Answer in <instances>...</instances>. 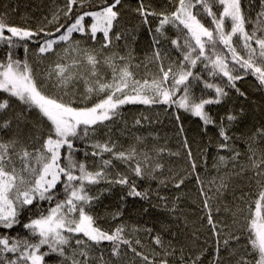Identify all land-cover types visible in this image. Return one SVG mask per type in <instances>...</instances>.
<instances>
[{
    "label": "snow or ice",
    "instance_id": "snow-or-ice-1",
    "mask_svg": "<svg viewBox=\"0 0 264 264\" xmlns=\"http://www.w3.org/2000/svg\"><path fill=\"white\" fill-rule=\"evenodd\" d=\"M126 7L125 0H63L35 27L0 15V132L10 133L0 136V264H264V124L238 135L245 109L233 102L248 99L238 86L248 77L264 92V0L255 16L243 0H165L159 7L138 0L132 28L122 23ZM141 28L151 43L135 62L134 49L121 54L115 42L135 40ZM13 101L19 110L9 115ZM127 105L171 109L179 148L149 147L138 135L127 146L114 141L109 133ZM212 106L224 115H213ZM181 112L200 122L198 135L208 141L198 151L206 159L216 149L217 172L232 165L209 186ZM148 119L142 113L134 125ZM165 153L185 158L187 168L166 166ZM226 176L255 181L258 191L253 197L241 188L236 197L233 190L239 204H223ZM193 177L201 197L195 249L163 220L131 233L125 222L101 226L96 206L116 187L126 190L121 201H146L145 214L156 209L176 219ZM105 215L115 221L123 211Z\"/></svg>",
    "mask_w": 264,
    "mask_h": 264
},
{
    "label": "trees",
    "instance_id": "trees-1",
    "mask_svg": "<svg viewBox=\"0 0 264 264\" xmlns=\"http://www.w3.org/2000/svg\"><path fill=\"white\" fill-rule=\"evenodd\" d=\"M145 4L151 3L154 7L163 6L165 0H144ZM245 5L249 3L252 4V15L255 16V12L259 11V0H243ZM128 5L124 9V14L122 17V23L127 28H132L138 23L137 16L132 9L138 6V0H125ZM58 6H63V0H0V15H6L10 22L14 24H24L30 26H37L44 20L45 16L51 18V13L56 10ZM91 43V42H90ZM118 47L116 50L120 51L121 54L125 53L129 48L134 49L137 61L144 59L145 53L149 51L151 37L147 30L141 28L136 33V39L133 40L131 35L127 37V42L125 40H120L115 42ZM127 44V46H126ZM98 47V45H97ZM3 55V51L0 50V56ZM48 64L45 61L40 65V69L43 70ZM101 71H109L107 68H101ZM143 71V70H141ZM238 86L241 87L243 91L247 93L248 99L243 98L235 99L234 104L237 108L243 106L245 109V117L241 125L236 129L237 134L241 132L254 131L256 127L264 124V92L258 91L255 88V81L252 77L246 78L244 81L238 82ZM19 109L16 107V103L13 101L12 111L9 115H14ZM213 115L217 117L224 115L225 109L222 106H212ZM124 115L122 119H117L115 124L112 125V130L109 133L114 141H118L119 144L127 146L131 142L134 135L147 137L148 146L153 145L165 147L171 151H176L179 148L178 137L176 135L177 122L174 117L171 116L172 110H169V114L166 115L162 107H148L143 105H127L122 109ZM147 116L148 120H142L141 125H134V121L141 118V114ZM159 113V115H157ZM181 122L183 123L186 135L188 136L190 142H192L194 155L197 156L198 173L205 181V185H208V181L213 178H217L225 173L230 174L233 169L231 163H229L227 168H221L219 172L213 167L214 160L213 156L216 153L214 147L208 148L207 158L198 151V147L207 144L208 137H201L199 133V121L197 118L191 117L186 113L181 112ZM108 129H103L100 133V139H106L104 132ZM10 133L0 132V136L5 139ZM223 154V153H221ZM183 155V153H182ZM82 158V157H81ZM166 162V166L172 167L175 171H182L187 168L185 158L171 157L167 153L163 157ZM244 159H241L240 163H245ZM251 175V173H249ZM228 179V177H225ZM216 183H219L217 179ZM229 183V193H227L223 199V204L229 205L230 207H235L239 204V201L234 199L232 194L235 191V196L241 195L240 189L243 188L245 191H251L254 197L258 191L255 181L251 183L247 178H240L236 176H231L228 179ZM213 190H215L216 185H210ZM99 187H104L100 185ZM141 189L148 187L145 182H140ZM153 187L155 183L153 182ZM207 190V187H206ZM126 190L122 191L119 187L112 190L111 193H105L99 204L96 206V211H98L102 217L100 223L104 228L114 227L117 223L125 222L128 225V232L131 233L132 226L140 227H159V221L163 220L170 223L172 231L178 233L177 239L181 243L189 244L190 247L195 249V245L191 244L194 239L193 233L200 228L199 216L200 212L198 205L200 203L201 197L198 192V185L195 182V178L186 180L185 186H183L182 199L179 202L178 211L175 213L176 219H170L166 214L160 212L156 209H150L149 213L145 214L143 208L148 207V203L139 198L126 197L124 201L120 200L121 195H125ZM170 195H176L177 193L173 190L168 193ZM153 202H155V197L153 196ZM243 206V205H240ZM123 211V215L119 220H112L110 217L106 216L105 213L115 212L117 210ZM221 218H228V213L221 210ZM145 245L150 244V240L146 238V234L141 232L138 234ZM200 236V241L202 243L204 240V230L201 229L197 233ZM135 239V234L132 235ZM179 246V245H178ZM187 251V250H186ZM131 254L129 255L130 258ZM109 252H105V259H109ZM115 259V258H111Z\"/></svg>",
    "mask_w": 264,
    "mask_h": 264
}]
</instances>
